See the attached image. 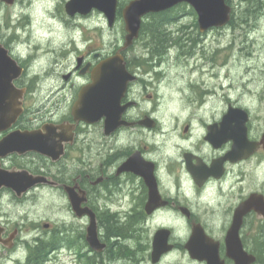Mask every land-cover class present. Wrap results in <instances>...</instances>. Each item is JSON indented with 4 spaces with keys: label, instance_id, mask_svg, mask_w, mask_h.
<instances>
[{
    "label": "flooded vegetation",
    "instance_id": "af4514ba",
    "mask_svg": "<svg viewBox=\"0 0 264 264\" xmlns=\"http://www.w3.org/2000/svg\"><path fill=\"white\" fill-rule=\"evenodd\" d=\"M22 3L0 0V5ZM24 14L29 18V12ZM92 32L81 31L79 40L70 33L64 46L42 51L62 56L75 52L73 64L51 71L47 67L45 75H30L28 57L14 56L13 48L0 39L22 67L14 85L23 90L22 113L0 131V140L16 131L34 132L46 149L0 156L1 172L23 170L42 178L20 196L0 187V264H209L207 259L234 264L227 238L235 210L251 194L264 196V129H258L243 108L248 114L246 138L257 144L252 153L235 160L230 154L233 141L221 124L229 106H238L206 108L197 93L182 97L179 106L160 107L157 87L170 48L163 60L156 59L139 31L133 43L120 50L125 32L122 44L102 53L92 45ZM28 39V47L34 46L30 54L43 47L30 31ZM192 40L195 45L199 37ZM137 42L140 50H135ZM80 43L83 49L76 50ZM116 52L132 77L119 100L116 126L110 129L109 111L85 121L75 117L73 108L80 91L92 83L93 69ZM69 192L94 214L97 241L87 239L90 217L76 214ZM47 193L59 200L53 223L27 206L30 197ZM261 233L262 245L256 244ZM238 237L247 253L256 258L259 247L264 254V217L248 211Z\"/></svg>",
    "mask_w": 264,
    "mask_h": 264
},
{
    "label": "rangeland",
    "instance_id": "374dc122",
    "mask_svg": "<svg viewBox=\"0 0 264 264\" xmlns=\"http://www.w3.org/2000/svg\"><path fill=\"white\" fill-rule=\"evenodd\" d=\"M22 1V5H0V39L13 48L14 56L28 57L30 75L35 72H42V75H45L47 67L51 71L53 66L59 70L73 64L75 52L67 53L66 56H62L63 52L58 55L54 52L49 54L42 52L49 48L59 49L64 46L70 39V33L78 34L76 36L79 40L81 31H93L95 40L92 45L102 53H109L122 44L125 31L120 16H117L113 25L109 27L105 16L97 10H93L84 18L68 16L64 10L66 0ZM29 1L32 3L25 9L24 5ZM128 1L119 0L122 6ZM238 2L239 0H229L231 11ZM259 2L260 0H247L248 6L252 9L258 7ZM240 6L242 13L248 12L244 11L246 7L244 1ZM189 8L187 5L180 11L182 16L178 21L191 26L194 19L197 23V16L191 14ZM251 10L245 14L247 23H239L237 17L234 25L227 23L223 27L209 29L207 30L209 32H203L201 37L198 26L197 28L191 26L195 31L189 32L194 37H199V41L190 48L192 53L190 57L182 52L187 47L177 50L171 46L168 57H163L167 62L161 68L164 73L158 86L160 107L179 106L182 97L187 94L197 97L199 94L207 108H225L230 103L246 109L251 114L254 125L258 129H264V5L258 7L257 11ZM26 12H29V18H25ZM28 31L31 32L32 38L36 39V43H43V47H39L41 49L33 54H30V50H34V46L28 47ZM48 44L52 46L49 47ZM141 47V42H137L135 50H140ZM82 49L83 44L80 43L76 50ZM65 50H70L68 44ZM42 81L45 82L46 79ZM207 91L211 94L209 95ZM150 92L155 98V92ZM58 202L55 193H47L42 197H30L27 206L31 212L36 211L53 223L60 211Z\"/></svg>",
    "mask_w": 264,
    "mask_h": 264
},
{
    "label": "water",
    "instance_id": "95a60500",
    "mask_svg": "<svg viewBox=\"0 0 264 264\" xmlns=\"http://www.w3.org/2000/svg\"><path fill=\"white\" fill-rule=\"evenodd\" d=\"M5 1L12 2V0ZM180 3H185L193 9L197 16L198 29L201 32L223 27L230 20L231 7L225 0H130L121 10L126 34L120 50L130 46L138 37L142 18L145 15L165 11ZM117 5L118 0H67L64 9L69 16L86 15L92 10L100 11L105 16L108 26L111 27L116 18ZM21 72L22 67L0 42V131L13 124L22 113L23 90L14 85V80ZM131 77L125 69L123 57L119 52L104 58L92 71V83L79 93V99L73 108L75 117L92 121L97 118L92 117L93 115H107L109 111L110 129H113L116 126L115 118L120 113L118 110L120 97ZM247 116L243 108L230 105L222 120L223 133H228V138L233 141L230 154L235 160L241 159L256 149L257 143L248 142L246 138ZM260 144L264 149V132ZM245 149L246 152H244ZM29 150H37L41 153H45L46 150L40 143V137L34 132L16 131L0 140V156L13 151L23 153ZM38 181H42L40 176H34L27 171H0V187H10L18 196ZM69 199L78 216L87 213L90 217L87 239L90 242L97 241L94 214L81 207L71 192H69ZM250 210L264 217V196L262 194H251L235 210L227 238V253L234 264H253L256 259L253 254L243 249L238 237L242 217ZM207 260L209 264L216 263V261L212 263L210 259Z\"/></svg>",
    "mask_w": 264,
    "mask_h": 264
},
{
    "label": "trees",
    "instance_id": "16d2710c",
    "mask_svg": "<svg viewBox=\"0 0 264 264\" xmlns=\"http://www.w3.org/2000/svg\"><path fill=\"white\" fill-rule=\"evenodd\" d=\"M225 1L227 3H229V0H225ZM242 1H244L246 4L245 11L249 12V10L252 9L251 6L250 7L248 6L247 0H242ZM242 1L239 0V2H238L239 4L237 3L238 5L236 4V7H234L232 9V11L230 13V20L228 21V23L234 25L237 17H239V23H243V24L247 23V16L246 15L248 12L242 13L241 10H239V9H241L240 5H241ZM263 5H264V0H260L258 7L260 8ZM122 7H123L122 3H119V7L117 10L118 16H121V8ZM186 7H187V4L180 3V4L175 5L174 7L167 9L165 11L158 12V13H149L146 16H144V18L141 22V26H140L139 31H141V34L144 35L149 40V41H146V43L148 42L151 46V49H153L151 51V54L154 57H157L158 59H160L163 56L165 49L166 50H167V48L171 49V46L176 47V49H178V48L183 49L184 47H188L186 49L187 51L193 47L194 42L192 39L194 36L189 31H195L191 28V26H194L195 28H197L196 20L194 19L191 26H189L188 24H183V23L179 22L180 21L179 19L182 16L180 11ZM258 7L253 8L254 10L252 9L251 11H257ZM189 9H190V13L195 15L193 9L191 7ZM240 16H242L243 18H241ZM171 25H173V26L171 27ZM159 37L162 39H160ZM152 40H153V42H151ZM151 43H153V44H151ZM160 44H161V46H160ZM158 45L162 48H160ZM166 45H168V46H166ZM162 49H164V50L162 51ZM154 50H156L155 53L153 52ZM186 50H184L182 52L185 53V52H187ZM262 240H263L262 233L260 235H257L255 238L256 244L261 243V245H262ZM255 255H256V260H255L254 264H263L264 263L263 262L264 261V254L262 252V249L259 250V247H258L256 249Z\"/></svg>",
    "mask_w": 264,
    "mask_h": 264
},
{
    "label": "bare ground",
    "instance_id": "6f19581e",
    "mask_svg": "<svg viewBox=\"0 0 264 264\" xmlns=\"http://www.w3.org/2000/svg\"><path fill=\"white\" fill-rule=\"evenodd\" d=\"M241 1H242V0H241ZM255 2H256V1H255ZM238 4H239V3H238ZM238 4H237V5H238ZM261 5H262V4H261ZM244 6H245V5H244ZM241 7H242V6H241ZM255 7H256V6H255ZM255 7H254V8H255ZM245 9H246V8H245ZM239 10H241V9H239ZM253 10H254V9H253ZM244 11H245V10H244ZM159 38H160V37H159ZM163 38H164V37H163ZM166 38H167V37H166ZM160 39H162V38H160ZM155 40H156V39H155ZM168 40H169V39H168ZM172 40H173V39H172ZM173 41H174V40H173ZM151 42H153V40H152ZM170 42H171V41H170ZM142 43H145V42H142ZM147 43H148V42H147ZM162 43H163V42H162ZM188 43H189V42H188ZM151 44H153V43H151ZM171 44H172V43H171ZM190 44H191V43H190ZM192 44H193V43H192ZM143 45H144V44H143ZM162 45H163V44H162ZM144 46H145V45H144ZM147 46H148V45H147ZM158 46H159V45H158ZM160 46H161V44H160ZM160 46H159V47H160ZM166 46H168V45H166ZM170 46H171V45H170ZM148 47H149V46H148ZM150 47H151V46H150ZM153 47H154V46H153ZM160 48H162V47H160ZM164 48H165V47H164ZM187 48H188V47H187ZM149 49H150V48H149ZM149 49H148V50H149ZM152 50H153V49H152ZM152 50H151V51H152ZM163 50H164V49H162V51H163ZM165 50H166V49H165ZM177 50H178V49H177ZM179 50H180V48H179ZM191 50H192V49H191ZM155 51H156V50H154L153 52L155 53ZM160 51H161V50H160ZM183 51H184V50H183ZM186 51H187V50H186ZM149 53H150V52H149ZM162 53H163V52H162ZM169 53H170V52H169ZM180 53H181V52H180ZM178 54H179V52H178ZM190 55H191V54H190ZM152 56H153V55H152ZM164 57H165V56H164ZM187 57H188V56H187ZM169 58H170V57H169ZM169 58H168V59H169ZM180 59H181V57H180ZM162 60H163V59H162ZM166 60H167V59H166ZM182 60H183V59H182ZM175 61H176V60H175ZM179 61H180V60H179ZM177 62H178V61H177ZM174 63H175V62H174ZM165 64H166V63H165ZM165 64H164V65H165ZM167 64H168V63H167ZM183 64H184V62H183ZM162 65H163V64H162ZM34 72H35V71H34ZM41 73H42V72H41ZM160 79H161V78H160ZM188 79H189V78H188ZM193 80H194V79H193ZM187 82H188V81H187ZM157 86H158V85H157ZM195 87L198 88L197 85H196ZM195 87H194V88H195ZM157 88H158V87H157ZM185 88H186V87H185ZM187 88H188V87H187ZM196 88H195V89H196ZM190 89H191V88H190ZM156 90H157V89H156ZM158 90H159V89H158ZM184 90H185V89H184ZM193 90H194V89H193ZM199 92H200V90H199ZM201 92H202V91H201ZM201 95H202V94H201ZM159 96H160V95H159ZM200 98H201V97H200ZM182 100H183V99H182ZM182 100H181V101H182ZM226 100H227V99H226ZM181 101H180L179 103H181ZM184 102H185V101H184ZM212 104H213V102H212ZM205 105H206V104H205ZM205 105H204V106H205ZM214 105H215V104H214ZM218 105H219V103H218ZM206 108H207V107H206ZM210 108H211V107H210ZM11 202H13V201H11ZM52 220H53V219H52ZM131 230H132V229H131ZM127 231H128V230H127ZM128 235H129V234H128ZM128 235H127V236H128ZM48 239H49V238H48ZM50 239H51V238H50ZM47 241H48V240H47ZM51 241H52V240H51ZM130 242H131V241H130ZM51 243H52V242H51ZM51 243H50V244H51ZM53 243H54V241H53ZM133 243H134V242H133ZM128 244H129V242H128ZM42 245H43V244H42ZM46 245H47V244H46ZM130 245H131V244H130ZM130 245H129V246H130ZM132 245H133V244H132ZM47 247H48V245H47ZM49 248H51V247H49ZM35 250H36V249H35ZM42 250H43V249H42ZM48 250H49V249H48ZM128 250H129V249H128ZM38 251H39V250H38ZM38 251H37V252H38ZM53 251H54V250H53ZM45 253H46V252H45ZM47 253H48V252H47ZM54 253H55V252H54ZM49 254H51V253H49ZM52 256H53V255H52ZM36 260H37V259H36ZM46 260H47V259H46ZM51 261H52V260H51ZM55 261H56V260H55ZM35 262L37 263V261H35ZM263 262H264V261H263ZM36 263H34V264H36ZM55 263H56V262H55ZM55 263H54V264H55ZM263 264H264V263H263Z\"/></svg>",
    "mask_w": 264,
    "mask_h": 264
}]
</instances>
